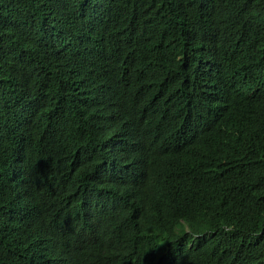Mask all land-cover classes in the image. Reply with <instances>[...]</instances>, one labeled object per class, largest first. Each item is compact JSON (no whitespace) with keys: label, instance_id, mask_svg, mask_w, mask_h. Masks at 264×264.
Here are the masks:
<instances>
[{"label":"trees","instance_id":"trees-1","mask_svg":"<svg viewBox=\"0 0 264 264\" xmlns=\"http://www.w3.org/2000/svg\"><path fill=\"white\" fill-rule=\"evenodd\" d=\"M0 264H264V0H0Z\"/></svg>","mask_w":264,"mask_h":264}]
</instances>
